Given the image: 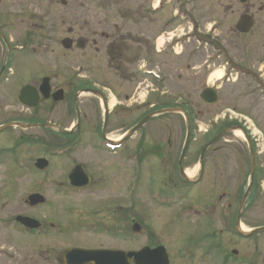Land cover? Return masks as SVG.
<instances>
[{
    "label": "flooded vegetation",
    "instance_id": "flooded-vegetation-1",
    "mask_svg": "<svg viewBox=\"0 0 264 264\" xmlns=\"http://www.w3.org/2000/svg\"><path fill=\"white\" fill-rule=\"evenodd\" d=\"M178 1L186 3L191 0ZM214 1L224 8L225 20H230L222 24L221 30L228 32L224 29L228 28L230 34L234 33L232 35L236 37L256 34L264 39V0ZM63 7H68L66 11L72 19L71 25L65 27ZM82 7L78 0H0V137H6L4 140L1 138L0 142L2 173L16 180L30 177L36 159L46 158L49 164H53L56 158L50 155L51 151L61 148L63 138L68 137L76 161L66 164L65 181L68 183V174L76 165H81L88 176L86 187H90L91 194L99 196L105 192L108 196H114L112 202L109 198L105 203L90 205L89 211L82 216L84 219L71 221L70 230L75 236L68 247L57 250L53 245L57 235L51 234L64 230L60 223L39 221L38 231L42 234L27 236V245L32 243L28 246H35L30 240L38 237L40 241L37 246L41 245L43 253L38 260L26 256L22 264H66L64 251L71 248L120 251L124 254L145 250L147 254L154 252L155 257L162 255L163 249L166 264H174L167 241L164 243L158 235L160 232V236L172 239V228L146 220L142 206L121 202L128 189L110 187V181L120 170L125 173L128 164L137 178L143 173L152 172L154 183L153 187L147 188V192L157 204L167 205L173 200L164 198L173 196L175 192H182L183 200L189 198L186 211L194 217L191 218L196 220L197 227L202 228L203 238L213 243L212 249L216 252L220 250L218 241L222 243L225 239L222 228L228 233L232 229L239 239L253 238L254 235L239 234L237 228L264 225V207L255 212L253 209L257 174H262L259 167L255 163V181L247 190L244 183L236 186V177L244 173V168L235 161L233 165L225 166L227 174H234V178L229 183L223 180V164L228 162L223 160L220 147L213 148L212 145L201 155L211 138L230 128L227 125L229 122L221 121L216 125L219 131L210 135L209 139H206L209 130H204L205 139L198 154L189 145L181 165L179 156L182 148L175 158L170 137L161 139L165 131H170L169 125L165 124L167 129L162 131L158 127L154 129L153 125L141 123L144 117H148L149 121L159 116L156 112L164 109L162 104L170 103L171 99L160 101L161 96L167 93L164 86L160 87L161 83L173 76L177 81L186 79L194 82L197 72L174 75V62L171 60V65L167 63L164 69L165 64L162 66L159 57H170L169 50L172 52L173 47L158 49L152 42L144 44L146 41L143 40L142 30L138 28L140 24L134 23L127 12H119L118 19L112 18L107 11L92 12V15L86 12L83 18L78 14V9ZM126 25L131 28H125ZM153 37L151 35L147 40ZM221 46L219 43V58L224 54ZM143 47L146 51H143ZM85 48L86 70L80 74V60H64V56L74 55L78 58L77 51ZM256 49L264 54V40ZM199 58L197 67L201 68L205 58L204 55ZM64 67L73 69L68 77H65ZM197 67L190 62L185 63L186 71ZM256 74L254 76L262 77L264 71ZM208 76L205 74L204 79L207 80ZM146 80H150L154 88L150 89L151 93L147 92L144 100L142 90ZM25 88L28 90L20 96ZM84 90L88 91L87 98L81 100ZM64 101H67V109L74 113L73 123L65 127L62 124ZM185 110L191 115L189 109ZM194 130L193 127V134ZM84 131H89L90 136L85 137ZM32 147L39 154L31 156ZM83 161L89 164L88 168L84 167ZM109 167L112 171H109ZM189 171H195L191 177L188 176ZM37 174L44 176L46 173ZM173 176H177V183H182V187H170ZM42 181L36 192H41ZM79 189L82 188H73ZM7 209L2 208L9 211ZM19 214L30 216L27 212L16 213ZM259 219L261 223L254 225ZM7 225L8 221L1 220L0 230H8ZM79 238L90 241L82 243L78 241ZM123 260V256L117 254L103 262L124 264ZM261 261L264 264V257ZM67 262L98 263L81 262L76 257ZM142 263L151 264L146 260ZM127 264L137 263L131 256Z\"/></svg>",
    "mask_w": 264,
    "mask_h": 264
},
{
    "label": "rangeland",
    "instance_id": "rangeland-1",
    "mask_svg": "<svg viewBox=\"0 0 264 264\" xmlns=\"http://www.w3.org/2000/svg\"><path fill=\"white\" fill-rule=\"evenodd\" d=\"M158 2L162 9L152 12L151 8L157 6ZM78 3L83 6L78 9L79 15L86 12L92 15V12L107 11L112 18L118 19L119 12H127L128 17L131 16L134 23L140 24L138 28L142 30L143 40L146 41L144 44L156 42L158 47L162 45H166L168 49L171 46L174 47V51L169 50L168 55L170 57H159L162 66L165 64L164 69L167 68V63L171 65L169 62L171 60V62H174L172 65L174 75L181 73V71L184 72L183 75H191L188 73L197 72V79L194 82H188L186 79L177 81L173 76L160 85L161 87L164 86V90L167 91L166 94L161 96L162 98L160 97L161 102L165 99H171L173 102H185L187 104L185 107L189 109L193 117L192 127L196 129L193 131V141H190V147L196 149L197 154L204 141L203 134H206L204 130H209L208 135L212 134L211 129L213 130V128L211 126L216 121L219 123L223 117L225 119L230 117L231 120L237 119L238 122L240 120L245 123L248 127L247 131L251 133L255 144L253 149L255 155H257L255 157L256 167H259V173L262 172V174H257L256 178L257 189L253 209L254 212L259 208L262 209L264 207V76H254V74L257 73L256 75H258L264 71V54L256 49L264 39L260 38L259 35L257 37L256 34L254 36L236 37L232 35L234 33L230 34L228 28H224L228 32L221 30L222 24L230 20H225L224 8H220L214 0H191L186 3L178 0H78ZM106 6L108 7L106 8ZM67 9L68 7H63L64 27L72 23L71 16L66 11ZM174 11H178L179 17H173ZM83 18H85L84 15ZM260 20L263 22V19ZM193 30L198 32L192 33ZM188 33L192 34L189 35ZM153 34V39L147 40V37ZM200 37L206 38V42L198 41ZM219 43L222 45L221 49L224 54L222 58L215 57V61H213L211 59L218 53L211 47L214 45L219 46ZM202 47L203 49H201ZM142 49L146 51L144 47ZM179 51L182 52L181 58L174 54V52ZM198 51L199 53H196ZM77 53L78 58L74 55H65L64 60H80L78 71L83 74L85 73L83 71L86 70L87 48L78 50ZM202 55L208 61L209 68L203 65L201 68L197 67L198 61H200L199 57ZM189 62L197 68L186 71L185 63ZM178 69L181 71L179 72ZM64 70L65 77H68L73 69L64 67ZM218 72L221 73L219 78L216 75ZM205 74H209L207 80L204 79ZM151 85L150 80L144 81L143 99H145L146 92H150V89L153 88L154 85ZM205 86L218 87L220 98L216 104L206 106L200 102L199 93ZM86 98L87 95L84 94L80 99L85 100ZM67 108V101H64L62 107V124L64 127L73 123L74 120V113ZM195 111L200 112L195 113ZM147 124L153 125L154 129L158 127L162 131L167 129L164 127L165 124L169 125L168 129L170 131H165L161 139L166 140L170 137L175 150L174 156L177 158L186 132L183 116L173 113L156 117L148 121ZM199 128L200 131H198ZM83 133L85 137L90 136L89 131ZM1 138L6 139V137H0V142ZM68 142H71L70 138L65 137L62 145H66ZM212 147H220L223 160L228 162V164H223V180L226 179V183H229L234 178V174H227L225 166L230 163L233 165L232 162L235 161L237 165L244 168V173L236 177V186L241 183L245 185L248 179V148L244 138L236 132L230 131L217 140ZM33 149L31 150V156H34V153L39 154ZM234 157H237V159ZM60 159L48 167L44 176L31 175L23 180L9 178L6 173H2L4 167L0 166V221H8V230H0V264H22L26 256H30L32 260H38L40 254L43 253L41 245L37 246L40 241L38 237L30 240L35 246L29 247L28 245L32 243L27 245L28 239L25 234L16 230L18 227L12 221V216L16 213L27 212L39 220H51L60 223L64 229L63 232L51 234L57 235L56 242L58 243L54 241L55 244L53 245H56L57 250H59L70 246L74 242L75 235L70 230L71 221L79 218L84 219L82 216L87 213V210L89 211L88 207L92 204L105 203L109 198L110 202L113 201L114 196H108L105 192L98 196L89 194L87 190L74 192L69 191L67 187L61 189L59 183L64 182L62 177L65 176V170L68 168L66 164L71 161L65 159V157ZM82 164L85 168L89 167L86 161H83ZM130 166L127 165L125 173L120 170L115 175L114 179L110 181L111 188L128 189L130 186L132 187L134 173ZM109 171H112L110 167ZM189 173L191 174L192 171H189ZM153 180L152 172H146L137 183L134 196L131 198L127 193L123 196L125 202L124 199L121 202L142 206L141 209L146 220L155 221L158 222V225H166L172 228V239L167 240V236H160V232H158V235L161 241L164 243L167 241L166 245L169 247L174 264H263L261 260L264 257V233L259 234L252 240L245 241L236 238L222 228L224 230L222 235L225 239L222 243L218 241L217 245H220L219 251L222 253L220 252L216 256L213 252L215 250L212 249L213 243L207 238L204 239V236L202 237L203 233L200 234L202 229L197 227L196 220L192 219L194 217L186 211V205L190 202L189 198L174 204L171 203L172 205L168 206L159 205L152 201L147 192V188ZM41 181L44 184L40 193L44 195L46 202L39 207L29 209L24 200L38 188ZM176 183L177 176H173L170 187L183 186L182 183ZM130 198L134 199L130 200ZM5 205L7 206L4 207ZM3 207L8 208L9 211L2 210ZM260 223L261 220L259 219L255 221L254 225ZM247 227L245 225L244 228L247 229ZM218 229L215 230L216 234ZM34 234L40 236L42 233L35 232ZM199 237H202V239L199 240ZM78 241L86 243L90 240L79 238ZM232 249H237V255L231 254Z\"/></svg>",
    "mask_w": 264,
    "mask_h": 264
},
{
    "label": "water",
    "instance_id": "water-1",
    "mask_svg": "<svg viewBox=\"0 0 264 264\" xmlns=\"http://www.w3.org/2000/svg\"><path fill=\"white\" fill-rule=\"evenodd\" d=\"M200 98L205 103L213 104L217 101V94L212 88L207 87L201 93ZM175 110L176 109H171V111H175ZM187 133L189 134V127H187ZM250 155L252 158V155H253L252 151H250ZM38 162L42 163L43 161L39 160ZM80 173H78L76 171L70 175L69 178H70L72 183H74V184H77L79 182L85 183V178L83 176H81ZM29 199H30L32 204L43 201L42 197L38 194H33V195L29 196ZM17 220H19L25 226L33 227V226L37 225V223L33 219L28 218V217L18 216ZM262 229H264V228H262ZM259 230H261V229H257L255 231L257 232ZM153 253L154 252H150L149 254H147L145 250H142V251H139L136 253H126V254H124L120 251L115 252V251H106V250H68L65 253L64 258L66 261L69 260L70 262L73 260V257H76L82 262L96 261V262H98L96 264H108L107 262L104 263L103 261L108 259V258L112 259L113 257H116L117 254L118 255L121 254L123 256V259H124L123 260L124 264H127L126 263L127 260L130 258L131 254H133L135 263H137V264H143L142 262L145 260H146V262L151 263V264H166L167 263V259H166L165 254L160 255L159 257H155Z\"/></svg>",
    "mask_w": 264,
    "mask_h": 264
},
{
    "label": "bare ground",
    "instance_id": "bare-ground-1",
    "mask_svg": "<svg viewBox=\"0 0 264 264\" xmlns=\"http://www.w3.org/2000/svg\"><path fill=\"white\" fill-rule=\"evenodd\" d=\"M220 74H221L220 72H218V73L216 74L218 78L220 77ZM236 133H237L238 135H240L239 132H236Z\"/></svg>",
    "mask_w": 264,
    "mask_h": 264
}]
</instances>
